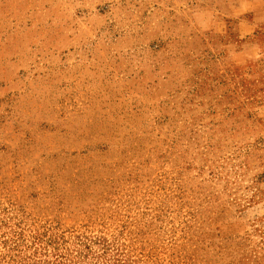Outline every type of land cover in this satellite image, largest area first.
<instances>
[{
	"label": "rangeland",
	"instance_id": "1",
	"mask_svg": "<svg viewBox=\"0 0 264 264\" xmlns=\"http://www.w3.org/2000/svg\"><path fill=\"white\" fill-rule=\"evenodd\" d=\"M0 264H264V0H0Z\"/></svg>",
	"mask_w": 264,
	"mask_h": 264
}]
</instances>
